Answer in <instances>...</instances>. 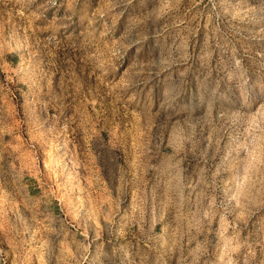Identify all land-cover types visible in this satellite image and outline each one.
Here are the masks:
<instances>
[{
  "label": "rangeland",
  "instance_id": "374dc122",
  "mask_svg": "<svg viewBox=\"0 0 264 264\" xmlns=\"http://www.w3.org/2000/svg\"><path fill=\"white\" fill-rule=\"evenodd\" d=\"M0 264H264V0H0Z\"/></svg>",
  "mask_w": 264,
  "mask_h": 264
}]
</instances>
